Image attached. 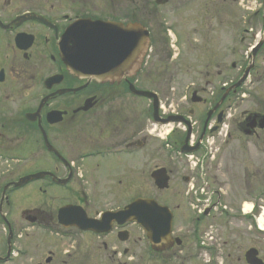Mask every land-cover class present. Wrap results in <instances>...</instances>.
I'll use <instances>...</instances> for the list:
<instances>
[{
    "label": "flooded vegetation",
    "instance_id": "obj_1",
    "mask_svg": "<svg viewBox=\"0 0 264 264\" xmlns=\"http://www.w3.org/2000/svg\"><path fill=\"white\" fill-rule=\"evenodd\" d=\"M263 208L264 0H0V264H264Z\"/></svg>",
    "mask_w": 264,
    "mask_h": 264
},
{
    "label": "water",
    "instance_id": "obj_2",
    "mask_svg": "<svg viewBox=\"0 0 264 264\" xmlns=\"http://www.w3.org/2000/svg\"><path fill=\"white\" fill-rule=\"evenodd\" d=\"M137 43H134V45L133 46H129V49H130V51H133V53H134V56L136 57V60L133 62V67H136L137 65H138V60H139V57H140V55H141V53H142V51H143V48H144V46H143V42H141L140 44H138L137 46ZM77 61H73V66H77V65H79L78 63H76ZM142 202H138V203H134L133 205H131L130 207H128L126 210L128 211V210H130L131 212H133V214L136 212V211H138L140 208H141V206H142V204H141ZM127 211H125L124 212V215H125V213L127 212ZM135 215V214H134ZM117 216H123V213L122 214H117V215H115L114 216V218H116Z\"/></svg>",
    "mask_w": 264,
    "mask_h": 264
},
{
    "label": "rangeland",
    "instance_id": "obj_3",
    "mask_svg": "<svg viewBox=\"0 0 264 264\" xmlns=\"http://www.w3.org/2000/svg\"><path fill=\"white\" fill-rule=\"evenodd\" d=\"M23 194H24V193H21V195H23ZM261 213L263 214V215H262V216H263V217H262V218H263L262 220H264V208H263V211H261Z\"/></svg>",
    "mask_w": 264,
    "mask_h": 264
},
{
    "label": "bare ground",
    "instance_id": "obj_4",
    "mask_svg": "<svg viewBox=\"0 0 264 264\" xmlns=\"http://www.w3.org/2000/svg\"><path fill=\"white\" fill-rule=\"evenodd\" d=\"M250 208L249 207H246V211H248Z\"/></svg>",
    "mask_w": 264,
    "mask_h": 264
}]
</instances>
